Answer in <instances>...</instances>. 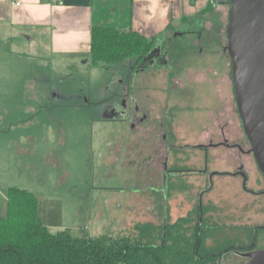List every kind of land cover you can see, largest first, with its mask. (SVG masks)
<instances>
[{"label": "rangeland", "instance_id": "374dc122", "mask_svg": "<svg viewBox=\"0 0 264 264\" xmlns=\"http://www.w3.org/2000/svg\"><path fill=\"white\" fill-rule=\"evenodd\" d=\"M215 15L205 38L225 34ZM188 24L183 39L175 40L183 51L169 66L151 60L138 65L137 57L107 66L78 64L64 81L38 87L35 100V89H29L25 104L0 106V217L6 214L9 188L38 196L51 233L68 230L76 237L122 238L133 235L137 224L161 226L167 216L174 223L197 216L202 206L211 227L203 248L221 254L207 264L248 263L227 249L248 246L253 227L264 225V195L247 192L244 177L235 173L244 166L246 186L255 190L264 176L253 155L204 148L210 139H221L219 126L233 116L231 142L251 149L236 103L235 112L224 116L226 100L218 102L214 86L195 80L204 81L206 73L219 79L225 55L212 53L220 48L218 40L191 46L199 29ZM190 68L199 72L193 79L183 75ZM198 87L202 91L196 93ZM5 134L17 142L13 151L5 149ZM220 171L230 174L219 177ZM258 237V248L264 249V231Z\"/></svg>", "mask_w": 264, "mask_h": 264}, {"label": "crops", "instance_id": "0c3cea01", "mask_svg": "<svg viewBox=\"0 0 264 264\" xmlns=\"http://www.w3.org/2000/svg\"><path fill=\"white\" fill-rule=\"evenodd\" d=\"M229 9L223 0H0V106L25 104L29 89H35V100L38 87L64 81L78 64L95 66L90 52L94 26L134 31L161 45L162 40L183 39L187 21L199 35H209L213 14L225 29ZM5 136V149L13 151L17 142Z\"/></svg>", "mask_w": 264, "mask_h": 264}, {"label": "trees", "instance_id": "16d2710c", "mask_svg": "<svg viewBox=\"0 0 264 264\" xmlns=\"http://www.w3.org/2000/svg\"><path fill=\"white\" fill-rule=\"evenodd\" d=\"M156 43L134 31L94 26L91 62L107 66L137 57L139 64L152 54ZM6 198V214L0 217V264H207L221 255L206 254L203 248L211 227H206L202 206L198 220L189 215L171 223L167 216L161 226L137 224L133 235L92 238L76 237L68 230L51 233L34 193L9 188Z\"/></svg>", "mask_w": 264, "mask_h": 264}, {"label": "water", "instance_id": "95a60500", "mask_svg": "<svg viewBox=\"0 0 264 264\" xmlns=\"http://www.w3.org/2000/svg\"><path fill=\"white\" fill-rule=\"evenodd\" d=\"M229 3L227 52L237 111L251 147L249 153L264 176V0H230ZM238 174L244 177L245 188V173H235Z\"/></svg>", "mask_w": 264, "mask_h": 264}, {"label": "flooded vegetation", "instance_id": "af4514ba", "mask_svg": "<svg viewBox=\"0 0 264 264\" xmlns=\"http://www.w3.org/2000/svg\"><path fill=\"white\" fill-rule=\"evenodd\" d=\"M203 36L204 35L200 34L196 39H193L190 42L193 43L195 41L198 43L197 45H199V44H205V42H210V43L212 42L213 43L216 40H218V43L220 44V46H219L220 48L217 50H213L212 53H215L218 57L225 55V60L223 59V61H225V65L223 62L221 70H218L216 72V73L220 74L219 79L210 80V78L207 76V73H206L204 81L199 80V79H195V80H197L199 82H208L212 86H214L216 93H219V95H220V96L218 95V102H220V103L225 102V100L227 102L225 104L226 109H224L225 110L224 116L228 115V114L231 115V112H233V113L235 112L236 99H235L234 82H233V76H232L231 60H230L229 55H226V54H228L227 46H226V42H228L227 35H226V33L224 35L220 34V35H217L218 38H215V39L213 37H211V38L206 37L205 38ZM192 43H191V46H196V44H194V43L192 44ZM170 44H171V46H170ZM170 44H168L166 46L158 45L159 51L155 52L153 55L151 54L149 56V58L142 60V62L151 60V62H153V61L160 62V63L162 62V64L165 66L171 65L172 61L175 60L174 58H176L178 56L179 52L183 51V48L177 47V44L175 43V41L170 43ZM202 50H203V52L200 53L199 56H203L205 50H204V48ZM186 55H188V53L186 54L184 51L183 52V60H184V57ZM177 61H178V59H177ZM223 65H224V68H223ZM207 72H210V71H207ZM192 73L196 74L199 72L193 71V69H191V68H190V70L183 71V75L187 76L188 78L190 76L193 79ZM179 83H181V85ZM189 83L192 84V81L190 80ZM176 85H179V87L184 88L185 82L179 81L178 83H176ZM174 87H177V86H174ZM225 88H227V91H225ZM199 91H202L201 87L197 88L196 93ZM220 92H222V94H220ZM183 97L185 99L191 98V96H183ZM225 106H223V108H225ZM227 118H226V122H223V124H221L219 126L221 139L218 142H214V140L212 138L213 132L211 131L210 134L212 133V135L209 138H212V139L209 140L207 146H205L204 148L208 149V147H212L213 150H215L216 148H221V149H224L226 151H231V150L237 149L242 154L246 153L247 155H252L249 153L250 150L245 152L239 143H232L231 142V139L229 138V136H230L229 131L232 130V134H234L235 124H234L233 116L232 117L230 116L228 119ZM222 120H225V119H222ZM242 172L245 173V175H246L244 166L241 165L238 167V170L236 173L241 174ZM229 174L230 173L220 171L218 173V176L219 177H225ZM256 185L259 186L257 188V190L250 189L247 186H245V190L247 192H249L250 194L264 195V182H256ZM253 230L254 231L252 233V236H250L251 240H250L248 246H242L241 248L240 247L235 248L233 252L238 257H241L244 260H246L248 262L247 264H264V249L258 248L259 247L258 246V241H259L258 236H259V233L261 231H264V225H255L253 227Z\"/></svg>", "mask_w": 264, "mask_h": 264}, {"label": "built area", "instance_id": "2783aa9c", "mask_svg": "<svg viewBox=\"0 0 264 264\" xmlns=\"http://www.w3.org/2000/svg\"><path fill=\"white\" fill-rule=\"evenodd\" d=\"M54 1H58V0H54ZM13 5H14V6H20L21 3H20V2H14Z\"/></svg>", "mask_w": 264, "mask_h": 264}]
</instances>
